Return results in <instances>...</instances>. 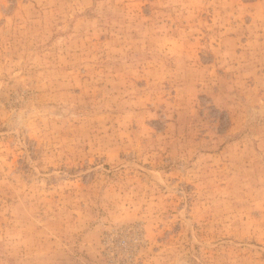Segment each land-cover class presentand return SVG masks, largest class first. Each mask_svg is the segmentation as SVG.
Listing matches in <instances>:
<instances>
[{
    "label": "rangeland",
    "instance_id": "rangeland-1",
    "mask_svg": "<svg viewBox=\"0 0 264 264\" xmlns=\"http://www.w3.org/2000/svg\"><path fill=\"white\" fill-rule=\"evenodd\" d=\"M0 264H264V0H0Z\"/></svg>",
    "mask_w": 264,
    "mask_h": 264
},
{
    "label": "built area",
    "instance_id": "built-area-1",
    "mask_svg": "<svg viewBox=\"0 0 264 264\" xmlns=\"http://www.w3.org/2000/svg\"><path fill=\"white\" fill-rule=\"evenodd\" d=\"M121 242H122V243H121ZM121 242H120V243H121L122 245H124V246H125V244H126V241H125V239H122V240H121Z\"/></svg>",
    "mask_w": 264,
    "mask_h": 264
}]
</instances>
